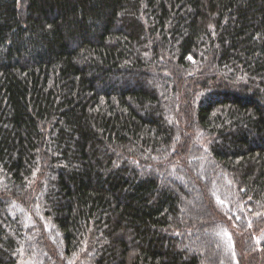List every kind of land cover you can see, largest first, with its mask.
Listing matches in <instances>:
<instances>
[{
    "label": "trees",
    "instance_id": "trees-1",
    "mask_svg": "<svg viewBox=\"0 0 264 264\" xmlns=\"http://www.w3.org/2000/svg\"><path fill=\"white\" fill-rule=\"evenodd\" d=\"M40 252L264 264V0H0V264Z\"/></svg>",
    "mask_w": 264,
    "mask_h": 264
},
{
    "label": "rangeland",
    "instance_id": "rangeland-1",
    "mask_svg": "<svg viewBox=\"0 0 264 264\" xmlns=\"http://www.w3.org/2000/svg\"><path fill=\"white\" fill-rule=\"evenodd\" d=\"M36 235V233H34V236ZM211 248V250L213 249V247H210ZM207 255H209V256H211V253H210V251H207V253H206ZM21 257H23V255H21ZM38 257L41 259V264H43V263H47V262H49V263H52V260L49 258V256L47 255V254H44V253H42V252H40L39 254H38ZM22 259V258H21ZM19 264H24V263H22V262H19ZM39 264V263H38Z\"/></svg>",
    "mask_w": 264,
    "mask_h": 264
}]
</instances>
